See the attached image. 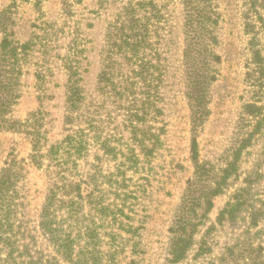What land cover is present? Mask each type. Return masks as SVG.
<instances>
[{
    "label": "rangeland",
    "instance_id": "374dc122",
    "mask_svg": "<svg viewBox=\"0 0 264 264\" xmlns=\"http://www.w3.org/2000/svg\"><path fill=\"white\" fill-rule=\"evenodd\" d=\"M210 6L199 93L185 0H0V43L30 44L0 131V173H23L0 264H264V0ZM28 119L44 152L83 141L63 179L32 162Z\"/></svg>",
    "mask_w": 264,
    "mask_h": 264
},
{
    "label": "trees",
    "instance_id": "16d2710c",
    "mask_svg": "<svg viewBox=\"0 0 264 264\" xmlns=\"http://www.w3.org/2000/svg\"><path fill=\"white\" fill-rule=\"evenodd\" d=\"M253 5L257 8L258 0H252ZM187 7V32L188 35L194 40L195 46L193 50L198 53V56H193L195 59H200L201 68L194 69L193 90L195 92L202 91L203 85L206 79H213V75H208L207 71L210 68L211 62L220 61V56L214 53H209L206 57H203V52L208 49L205 47L209 41L214 40L212 25L216 23V19L213 16L210 6V0H185ZM264 21V19H262ZM30 50V44L20 43L12 39L10 36L5 35L0 43V131L2 129L13 128L15 121H11L8 115L11 113L14 105L17 103L21 95L22 77L24 75V61ZM255 62L259 68L263 69V57L259 51L255 52ZM207 66V67H206ZM198 94V93H197ZM194 95V94H193ZM255 110H264V106L252 105ZM36 114H32L31 117H36ZM21 125L28 126L27 133L31 135L32 153L31 160L38 166L43 164L45 158L50 160L52 166H55L56 179H63L65 172L67 171V165L72 155L80 152L83 148V141L77 140L74 136L68 135L64 140L58 144L51 145L46 152H44L43 137L41 135V123L39 119H28ZM68 156V157H66ZM193 156L194 159L198 157L197 142H193ZM20 162L13 159L11 162L6 163V166L2 168L0 173V241L4 240L6 232L10 231L13 227L12 216L15 212L18 196V182L21 180L23 173L19 166ZM74 165L76 162L71 161ZM50 166V165H49ZM235 162L231 163L229 168L225 170L223 180H227L235 170ZM209 170H206L204 165L197 164V180H206V174ZM56 184V183H55ZM194 184L191 183V185ZM54 192V190L52 191ZM221 192V189L217 187L212 191V195H217ZM53 196L56 197V192ZM211 199V198H210ZM54 197H50L47 207L52 205ZM212 207L211 200L209 201V208ZM47 209V208H46ZM49 211L48 209L46 210ZM47 218L44 217V220ZM49 223L43 221L42 226L48 227ZM7 238V237H6ZM10 243V239L8 241ZM176 259L183 256L184 249L180 246L176 248Z\"/></svg>",
    "mask_w": 264,
    "mask_h": 264
}]
</instances>
